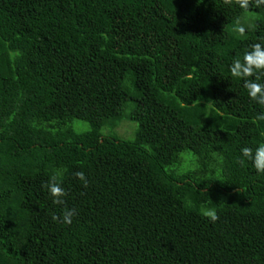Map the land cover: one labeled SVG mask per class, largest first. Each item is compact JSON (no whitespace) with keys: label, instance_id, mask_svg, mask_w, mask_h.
<instances>
[{"label":"trees","instance_id":"16d2710c","mask_svg":"<svg viewBox=\"0 0 264 264\" xmlns=\"http://www.w3.org/2000/svg\"><path fill=\"white\" fill-rule=\"evenodd\" d=\"M254 43V0H0V264H264V105L230 72Z\"/></svg>","mask_w":264,"mask_h":264},{"label":"clouds","instance_id":"9594fccd","mask_svg":"<svg viewBox=\"0 0 264 264\" xmlns=\"http://www.w3.org/2000/svg\"><path fill=\"white\" fill-rule=\"evenodd\" d=\"M226 3L231 4L233 0H225ZM241 9L249 10L253 0H234ZM256 7L264 5V0H254ZM236 31L241 35H244L246 28L244 25L237 24ZM230 72L233 77L240 78L244 81V88L248 92V96L251 100L255 101L259 105H264V82H261L264 78V43H254L251 45V50L246 51L243 55V59L236 58L233 60L230 66ZM257 121H264V114H260L256 117ZM242 156L247 160H250L258 173H264V143H261L255 148V151L251 147H244L241 150ZM241 164L244 160L240 161ZM65 170H58L54 173L43 187H45L50 195L53 197V203L57 205H65V197L68 195L63 185V173ZM74 175L82 182L84 187L88 186V179L84 172L78 171ZM75 208L64 207L62 216L53 215V220L63 222L65 224H71L72 218L76 215ZM201 214L211 221L216 222L219 219L217 210L215 208H204Z\"/></svg>","mask_w":264,"mask_h":264},{"label":"rangeland","instance_id":"374dc122","mask_svg":"<svg viewBox=\"0 0 264 264\" xmlns=\"http://www.w3.org/2000/svg\"><path fill=\"white\" fill-rule=\"evenodd\" d=\"M137 128L138 124L136 122H133L131 120H125L122 126L119 129H116L115 132L118 134L119 137L123 139H133L136 135ZM103 132L104 134H108L109 132H111V130L103 129ZM184 155L187 156V153H185Z\"/></svg>","mask_w":264,"mask_h":264}]
</instances>
